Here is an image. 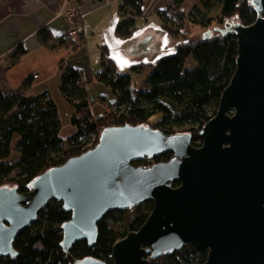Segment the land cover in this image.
<instances>
[{
    "label": "water",
    "instance_id": "water-1",
    "mask_svg": "<svg viewBox=\"0 0 264 264\" xmlns=\"http://www.w3.org/2000/svg\"><path fill=\"white\" fill-rule=\"evenodd\" d=\"M251 4L258 13L252 24L234 19L201 33L235 34L238 54L200 146L190 134L104 128L95 146L40 174L28 192L0 187V256L17 257L14 238L52 200L71 212L61 225L65 253L78 241L91 247L108 212L153 201L144 224L114 245L113 264H147V256L186 245L206 254L204 264H264V0ZM119 49L130 59L171 51L152 28ZM165 152L173 154L167 161L133 165ZM72 264L106 263L87 257Z\"/></svg>",
    "mask_w": 264,
    "mask_h": 264
},
{
    "label": "trees",
    "instance_id": "trees-1",
    "mask_svg": "<svg viewBox=\"0 0 264 264\" xmlns=\"http://www.w3.org/2000/svg\"><path fill=\"white\" fill-rule=\"evenodd\" d=\"M145 0H121L119 18L114 26L118 38L128 39L138 30L137 18L143 16ZM184 12L183 0H172L156 10L160 26L166 33L183 37L171 53L165 54L150 65L151 71L136 86L131 75L120 73L107 45L101 47V69L95 75L99 82L111 90L109 108L95 116L87 82L81 72L71 66L63 67L60 90L72 106L70 118L75 132L67 138L60 136L61 120L58 109L48 92L29 94L31 77L23 80L15 90L0 91V187H16L19 193L30 190L32 181L48 169L63 164L67 159L92 148L98 142L100 132L109 126L133 125L158 129L164 134H190L192 145L199 146V132L216 114L219 99L234 73L237 62L236 36L214 32L208 39L187 38L182 34L186 23L197 24L210 30L236 19L242 25H250L256 19L251 0H219L220 13L207 17L210 0H199ZM82 29L79 33L81 36ZM43 43L50 46V39L42 35ZM71 40V39H70ZM81 42V38H80ZM74 45L61 37L52 43ZM77 48V47H76ZM24 53L16 47L9 65L14 66ZM144 65L131 66L140 72ZM14 143V145H13ZM13 146L17 157L12 159ZM172 152L154 158L134 162L135 166H148L167 161ZM178 183H173L177 186ZM153 201H146L126 210L108 212L98 223L97 239L89 247L86 241H78L65 253L61 225L70 219L71 212L62 203L52 200L43 208L37 219L23 228L14 238L12 246L17 257L0 256V264H72L87 257L113 264L112 249L119 239L137 231L153 209ZM129 213L124 216V213ZM147 264H204L206 254L189 245L161 256L146 257Z\"/></svg>",
    "mask_w": 264,
    "mask_h": 264
},
{
    "label": "crops",
    "instance_id": "crops-1",
    "mask_svg": "<svg viewBox=\"0 0 264 264\" xmlns=\"http://www.w3.org/2000/svg\"><path fill=\"white\" fill-rule=\"evenodd\" d=\"M66 1L79 10L82 19L81 36L78 34L71 40L76 45L81 44L77 48L74 45L58 44L53 48L52 43L61 37L71 41L65 36L68 23L62 14ZM147 1L149 4L146 14ZM171 2L172 0H145L144 13L139 18H143L144 23L148 24V19L153 17L150 13L153 7V13L157 16L156 10ZM120 3L121 0H0V91L15 90L24 79L31 77V85L26 92L34 95L49 93L61 120L59 134L62 138H67L75 132L70 123L73 108L61 93L60 78L62 68L71 66L78 69L87 82L93 114L99 116L108 112L109 107L104 100L110 103L111 90L104 87L95 75L101 69L100 52L103 45H110V55L114 60L117 59V50L121 53L120 56H126L119 49L125 46H118L123 42L122 39L114 33ZM194 5L200 7L199 0H183L181 9L187 12ZM43 34L49 37L50 46L43 43ZM19 45L23 47L24 53L9 68L12 51ZM134 81L136 83L137 79ZM61 107L67 112L68 129L65 133H61Z\"/></svg>",
    "mask_w": 264,
    "mask_h": 264
},
{
    "label": "rangeland",
    "instance_id": "rangeland-1",
    "mask_svg": "<svg viewBox=\"0 0 264 264\" xmlns=\"http://www.w3.org/2000/svg\"><path fill=\"white\" fill-rule=\"evenodd\" d=\"M210 3L212 4L210 11H207V12H204V13L207 15V17H216L220 13L219 0H210ZM148 4H149V2L147 1L145 3V9H146L145 13L146 14H147ZM153 9H154V7L150 10V13H151V15H153V17L151 19H148V24L144 23V19L143 18H137L136 23H137V26H139L137 32L132 37H130L128 39H122L121 41H123V42L121 44H118V46H126L127 42H129L130 40L138 37L141 33H143L148 28H152L155 31H158V32L162 33L165 41L168 42V45L170 46L171 51L167 52V53H163V55L171 53L173 51V49L175 48V46L178 43L183 41V37H181V36L170 35V34L166 33L165 31L164 32L162 31L163 29L161 28V26H159L160 20L153 13ZM117 20H118V18H117ZM233 20H234V18L230 19L229 22H232ZM186 25L187 26L182 30V34H185L187 38L188 37L189 38H195V39L202 38L201 37V33L206 30L205 28H203L202 26L197 25V24H190L188 22L186 23ZM213 27H211L210 29H213ZM109 47H110V45H109ZM119 54H121V53L117 50L115 52V58H117L115 60V62H116L118 71L120 73L130 74L131 77L133 76L132 77V79H133L132 80V84L133 85L135 83L134 80L137 79V82L135 83L136 86L139 85L142 82V80L147 76V74H149V72L151 71L150 65L154 62V60H156L157 58L161 57V55L157 54L153 58H148L147 56H144L141 59H137V58L130 59L127 55L126 56H123V55L120 56ZM111 57L113 58V56H111ZM140 64L144 65V69L142 71L136 73V72L131 70V66H134V65L136 66V65H140ZM102 85L105 87V85L103 83H102ZM115 111H116L115 107L114 108H109L108 113L111 114V113H114ZM61 116H62V132L61 133H65L66 130L68 129V125H67V112L65 111V109L63 107H61ZM13 145H14V143H13ZM16 157H17V150L13 146L12 157L11 158L15 159ZM128 215H129V213H126V212L124 213L125 217L128 216ZM153 264H155V263H153Z\"/></svg>",
    "mask_w": 264,
    "mask_h": 264
},
{
    "label": "built area",
    "instance_id": "built-area-1",
    "mask_svg": "<svg viewBox=\"0 0 264 264\" xmlns=\"http://www.w3.org/2000/svg\"><path fill=\"white\" fill-rule=\"evenodd\" d=\"M62 14L65 16L68 23V30L65 36L71 39L78 35L81 29L82 19L79 15V10L73 4L66 1L65 9L62 11Z\"/></svg>",
    "mask_w": 264,
    "mask_h": 264
},
{
    "label": "flooded vegetation",
    "instance_id": "flooded-vegetation-1",
    "mask_svg": "<svg viewBox=\"0 0 264 264\" xmlns=\"http://www.w3.org/2000/svg\"><path fill=\"white\" fill-rule=\"evenodd\" d=\"M147 41V40H146ZM146 44L148 43V42H145ZM144 46H145V44H144ZM201 144V143H200ZM200 146V145H199Z\"/></svg>",
    "mask_w": 264,
    "mask_h": 264
}]
</instances>
